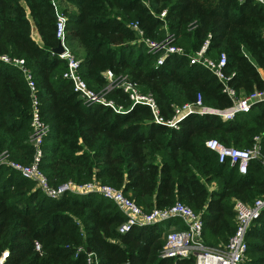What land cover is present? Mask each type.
<instances>
[{"label": "trees", "instance_id": "trees-1", "mask_svg": "<svg viewBox=\"0 0 264 264\" xmlns=\"http://www.w3.org/2000/svg\"><path fill=\"white\" fill-rule=\"evenodd\" d=\"M57 9L66 16L65 45L80 61L87 85L103 89V73L109 70L115 78L133 82L140 94H151L158 115L167 121L176 107L194 104L199 97L212 109L232 105L217 77L189 62L206 39L207 53L225 54L226 83L237 96L264 90V6L253 0H0V57L23 60L36 85L41 118L49 126L40 163L49 184H108L143 211L183 202L201 216L203 244L224 247L235 229V202L264 198V170L259 160L251 159L241 174L229 159L219 162L205 141L214 138L237 148L258 143L264 154V101L231 120L190 113L176 128L156 123L146 105L129 108L131 101L121 88L106 96L124 112L87 105L62 76L65 60L52 52L59 42ZM130 22H137L141 34ZM167 33L184 53L157 65L140 40H160ZM30 122L24 74L0 58V156L31 162ZM124 220L114 202L97 193L67 192L52 199L0 164L4 264H195L192 257L160 255L170 225L185 228L180 219L120 233ZM246 241L242 264H264V209Z\"/></svg>", "mask_w": 264, "mask_h": 264}, {"label": "built area", "instance_id": "built-area-1", "mask_svg": "<svg viewBox=\"0 0 264 264\" xmlns=\"http://www.w3.org/2000/svg\"><path fill=\"white\" fill-rule=\"evenodd\" d=\"M244 1V0H240ZM264 6V0H253ZM165 11L160 13L163 17ZM133 30L141 34L137 22L128 24ZM66 16L60 10H56L55 36L62 45L64 52L58 56L65 60L66 68L62 73L63 78L69 80L72 89L87 105L101 104L112 108L116 112H124L121 106H117L113 100L108 99L106 94L113 88H121L130 101L131 108L135 104L146 105L150 108L154 121L164 123L170 127H178V123L188 114L212 113L218 115L222 120H231L239 112H248L255 103L264 101V90L254 91L248 95L237 96L235 90L230 88L226 81L227 76L223 71L226 63V56L220 53L217 57L211 56L208 51L209 40L206 39L199 49L189 56L191 64L198 63L210 70L217 79L223 84V91L232 99V105L226 109L217 110L203 106L200 97L194 104H183L174 110L171 119L163 121L158 115V106L151 94H140L133 82L124 81L115 78L109 70L105 71L104 77L107 80L105 87L99 91L90 88L80 74V61L68 50L65 45ZM140 41L146 46L147 51L156 56V64L161 65L170 55H182L183 47L175 44L174 35L167 33L160 40L143 38ZM4 62L18 67L23 72L31 96V134L30 143L33 146L34 154L31 162L22 164L6 159L0 156V164L19 172L23 177L31 180L47 197L59 199L65 193L86 194L89 192L97 193L110 199L124 215L125 220L118 228L120 233L129 231L134 226L148 225L167 221L169 219H180L185 228H176L170 226L164 233V243L160 255L165 258H190L194 259L195 264H242L246 258L247 241L246 235L253 222L259 217L264 209V198L256 199L252 204H245L240 201L235 202V229L229 237L227 243L222 248H210L202 242V219L199 213L191 207L180 201H175L172 205L165 208H153L150 211H143L130 197L108 184H102L96 181L74 184L72 182L63 183L58 186L49 184L47 177L40 168L43 157V141L49 131L48 124L41 118L39 111V100L36 95V85L29 70L24 67L22 59H9L6 56L0 57ZM128 110V109H127ZM205 145L210 150L216 152L218 161L223 162L229 159L231 164H236L239 173L244 174L247 171L248 163L251 159L260 161L264 170V154L260 152L258 143L250 148H237L227 146L217 139L211 138L205 141ZM39 248V244L36 243ZM82 250L81 247L78 248ZM3 254L7 255V252ZM88 263L92 260V254L88 253ZM5 258V257H4Z\"/></svg>", "mask_w": 264, "mask_h": 264}, {"label": "water", "instance_id": "water-1", "mask_svg": "<svg viewBox=\"0 0 264 264\" xmlns=\"http://www.w3.org/2000/svg\"><path fill=\"white\" fill-rule=\"evenodd\" d=\"M52 52L56 55L64 52V49H63L62 45L60 44V42H58L57 46L52 49ZM87 251H89V250H87ZM6 256L7 255L2 254V256L0 257V264H4V260H5Z\"/></svg>", "mask_w": 264, "mask_h": 264}, {"label": "crops", "instance_id": "crops-1", "mask_svg": "<svg viewBox=\"0 0 264 264\" xmlns=\"http://www.w3.org/2000/svg\"><path fill=\"white\" fill-rule=\"evenodd\" d=\"M36 38H37V36H36ZM246 52V54H248V52L247 51H245ZM89 193H91V192H89ZM94 193V192H93ZM87 194V193H86ZM83 195V194H82ZM170 226H172V227H176V228H180V227H178V226H176V225H170Z\"/></svg>", "mask_w": 264, "mask_h": 264}, {"label": "rangeland", "instance_id": "rangeland-1", "mask_svg": "<svg viewBox=\"0 0 264 264\" xmlns=\"http://www.w3.org/2000/svg\"><path fill=\"white\" fill-rule=\"evenodd\" d=\"M33 183H34V182H33ZM34 187H36V186H35V183H34Z\"/></svg>", "mask_w": 264, "mask_h": 264}]
</instances>
